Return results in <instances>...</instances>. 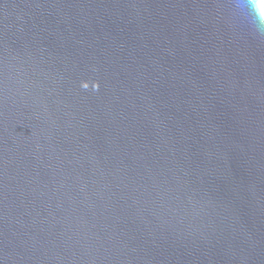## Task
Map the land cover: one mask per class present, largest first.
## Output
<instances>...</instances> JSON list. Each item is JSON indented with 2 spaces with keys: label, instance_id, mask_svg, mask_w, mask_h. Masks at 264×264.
<instances>
[{
  "label": "water",
  "instance_id": "1",
  "mask_svg": "<svg viewBox=\"0 0 264 264\" xmlns=\"http://www.w3.org/2000/svg\"><path fill=\"white\" fill-rule=\"evenodd\" d=\"M0 264H264V0H0Z\"/></svg>",
  "mask_w": 264,
  "mask_h": 264
}]
</instances>
